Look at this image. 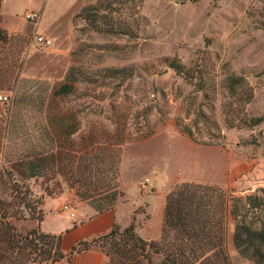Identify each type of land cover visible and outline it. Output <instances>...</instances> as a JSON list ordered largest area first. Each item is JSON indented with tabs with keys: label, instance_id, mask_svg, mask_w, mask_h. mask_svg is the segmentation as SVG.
<instances>
[{
	"label": "rangeland",
	"instance_id": "obj_1",
	"mask_svg": "<svg viewBox=\"0 0 264 264\" xmlns=\"http://www.w3.org/2000/svg\"><path fill=\"white\" fill-rule=\"evenodd\" d=\"M96 1H1L0 26L9 41L0 44V94L9 102H0V114L15 102L12 118L20 109L23 126L30 131L38 119L53 128L51 117L59 116L79 125L73 135L59 127V137L37 135L31 140L53 145L54 139L70 156L52 166L49 178L28 180L37 197L63 194L51 208L68 201L74 213L80 202L91 206V200L75 195V169L83 165V152L91 147L93 166L100 169H112L117 157L115 183L120 194L114 204L133 206L135 232L150 238L145 240H157L165 196L176 184L197 182L228 189V175L239 165L264 170V0H140L142 18L133 38L90 31L75 19L83 6ZM31 12L37 19H26ZM114 17L132 21L126 10ZM39 35L50 43L38 42ZM172 61L191 67V79L177 74ZM109 67L126 70L116 79L102 77ZM70 69L81 73L78 77L93 74L95 84L79 82L74 95L53 100L51 92ZM9 76L15 77L12 87L4 84ZM233 76L243 77L246 86L232 92L227 81ZM258 117L263 118L259 124L249 125ZM182 129H189L196 141ZM24 137L27 142L32 138L19 135L11 145L26 146ZM91 181L110 182V171ZM245 188L233 194L244 196L255 190V184ZM96 193L92 199L102 195ZM254 193L264 198V191ZM61 205L62 220H72L71 211ZM39 208L43 214L42 204ZM24 215L9 218L18 231L39 226L36 215ZM259 215L264 216V207ZM232 230L228 220L231 264H252L234 249ZM0 255H4L0 264H33L21 252L1 250Z\"/></svg>",
	"mask_w": 264,
	"mask_h": 264
},
{
	"label": "trees",
	"instance_id": "obj_2",
	"mask_svg": "<svg viewBox=\"0 0 264 264\" xmlns=\"http://www.w3.org/2000/svg\"><path fill=\"white\" fill-rule=\"evenodd\" d=\"M139 7L140 0H97L83 6L75 19L84 22L85 28L90 31L133 38L136 36L139 19L142 18ZM122 10L128 11L132 17L131 22L115 19V14L121 15ZM261 14L264 30V9ZM8 41L7 32L0 26V44L5 45ZM170 64L184 78L190 80L193 76L191 67L186 68L176 61ZM124 70L125 67H109L101 74H104L102 77L116 79ZM79 74L81 73L70 69L64 82L51 92L52 99L59 101L74 95L79 82L95 84L93 74L78 77ZM14 83L13 76H9L4 82L8 87H12ZM227 86L235 92L236 88L245 87L246 82L241 76H233L228 79ZM14 104L15 102L11 103L6 114H0V251L3 254L7 250L21 252L26 257L30 256L33 264H49L62 259L66 260L65 264H70L73 254L99 246L107 257L106 264H231L227 251V222L230 220L233 225L232 244L236 252L252 264H264V216L259 215L264 207V198L254 193L256 189L264 191V170L258 171L259 167L253 165L243 164L234 168L228 175V184L231 185L228 189L197 182H181L173 186L165 196L161 231L157 240L141 238L131 221L123 230H120L119 225L113 224L109 232L90 240L79 241L64 253L60 248L61 234L42 232L39 226L24 233L18 231L9 220L10 217L23 218L27 213L30 216L36 215L39 222L43 217L39 208L42 199L34 194L28 180L49 178L54 174L53 165H60L64 158H70L64 147L55 143L54 139L53 145L40 141L33 143L31 140L37 135L59 137L62 134L59 127L67 135H73L79 125L59 116L51 117L55 118L52 120L53 128L38 119L37 123H32L35 130L30 131L23 126L25 119L20 109L17 108L12 118ZM262 120V117L252 118L249 125H257ZM181 132L196 141L189 129H182ZM19 135H29L32 138L27 142L24 137L27 144L22 148L11 145ZM148 136L143 135V138ZM126 140L129 141L130 136ZM9 146L11 149L15 146V150L9 149ZM83 153V165L75 169V182L78 184L75 195L80 200H91L92 208L100 213L114 207L120 194L115 183L117 157L112 161V169H100L93 166L95 156L91 147L86 148ZM107 171H110V182L104 181L99 185L92 183L93 176ZM250 184H255L254 191H246L244 196L233 194L235 190H247L245 186ZM96 192H102V195L92 199ZM3 258L4 255H0V261Z\"/></svg>",
	"mask_w": 264,
	"mask_h": 264
},
{
	"label": "crops",
	"instance_id": "obj_3",
	"mask_svg": "<svg viewBox=\"0 0 264 264\" xmlns=\"http://www.w3.org/2000/svg\"><path fill=\"white\" fill-rule=\"evenodd\" d=\"M62 196L63 194L43 198V217L39 222V228L45 233L61 234L60 248L64 253L68 252L79 241L90 240L109 232L113 224L119 225L121 229L124 228L131 222L132 215L136 213V209L133 206H131V209L129 207L125 209L120 207V202L100 213H97L91 206L80 202L79 211L78 213L73 212L72 220L63 221L60 212L61 203L57 204L55 208H51L54 206V200ZM147 219L142 222V227ZM142 227L138 229L140 230ZM145 239L150 238L146 237ZM106 261L107 257L99 246H92L70 257V264H106ZM65 263L66 260L62 259L49 264Z\"/></svg>",
	"mask_w": 264,
	"mask_h": 264
},
{
	"label": "built area",
	"instance_id": "obj_4",
	"mask_svg": "<svg viewBox=\"0 0 264 264\" xmlns=\"http://www.w3.org/2000/svg\"><path fill=\"white\" fill-rule=\"evenodd\" d=\"M37 17L38 16H37V13L36 12H31V13H28L26 15V19L31 20V21L37 19ZM36 39H37L38 42H40L42 44H45V45L50 43V39H48L46 37H43V36H40V35L37 36ZM0 102H6V103L9 102V97L7 95L0 94ZM61 207L64 210L71 211V216H73V212H72L73 206L71 205V203H69L68 201H66V202H64L61 205Z\"/></svg>",
	"mask_w": 264,
	"mask_h": 264
}]
</instances>
